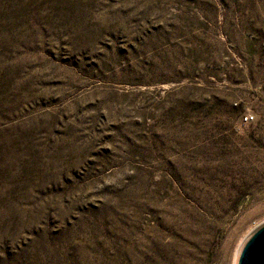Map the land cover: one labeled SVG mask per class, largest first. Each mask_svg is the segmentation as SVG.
<instances>
[{
  "label": "rangeland",
  "instance_id": "obj_1",
  "mask_svg": "<svg viewBox=\"0 0 264 264\" xmlns=\"http://www.w3.org/2000/svg\"><path fill=\"white\" fill-rule=\"evenodd\" d=\"M262 224L264 0H0V264H237Z\"/></svg>",
  "mask_w": 264,
  "mask_h": 264
},
{
  "label": "water",
  "instance_id": "obj_2",
  "mask_svg": "<svg viewBox=\"0 0 264 264\" xmlns=\"http://www.w3.org/2000/svg\"><path fill=\"white\" fill-rule=\"evenodd\" d=\"M237 264H264V224L245 241L240 250Z\"/></svg>",
  "mask_w": 264,
  "mask_h": 264
},
{
  "label": "built area",
  "instance_id": "obj_3",
  "mask_svg": "<svg viewBox=\"0 0 264 264\" xmlns=\"http://www.w3.org/2000/svg\"><path fill=\"white\" fill-rule=\"evenodd\" d=\"M253 119H252V117H250V116H246L245 118H244V122L245 123H249V122H251Z\"/></svg>",
  "mask_w": 264,
  "mask_h": 264
}]
</instances>
